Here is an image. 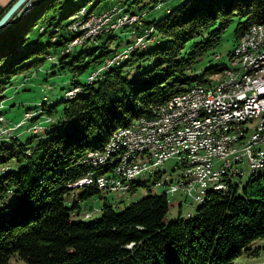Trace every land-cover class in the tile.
I'll list each match as a JSON object with an SVG mask.
<instances>
[{"label": "trees", "instance_id": "obj_1", "mask_svg": "<svg viewBox=\"0 0 264 264\" xmlns=\"http://www.w3.org/2000/svg\"><path fill=\"white\" fill-rule=\"evenodd\" d=\"M101 1L84 0L70 16ZM125 1L117 4L124 13L132 8L153 11L168 2L127 0L128 8ZM55 3L60 0H31L29 11L14 14L0 30V94L13 77L46 59L33 60L47 46L34 41L24 45L38 18H30L27 26L23 20L37 5L44 4V13ZM68 5L72 7L73 1ZM166 10L158 21L143 19L159 37L148 51H136L119 64L109 65L98 80L90 83L89 77L87 85L72 81V87L80 90L71 97L66 93L58 122L44 136L33 135L25 142L14 136L2 139L0 264H9L14 255L25 264H235L242 255H250L256 241L264 240V166L253 172L241 194L226 177V188L220 192L210 189L193 216L179 217L168 225L163 222L169 211L167 194L146 196L119 213L105 203L100 217L90 223L71 219V215H80L73 212L79 208L76 202L70 208L65 205L69 192L79 189L73 187L76 182L91 172H102L87 161L105 149L115 132L150 119L152 109L170 103L188 88L210 84L209 77L224 71L220 66L204 68L203 61L214 54L220 36L232 22L237 21L236 43L252 26L264 23V0H186ZM63 18L60 24L53 20L44 24L43 32L39 28L40 36H61L48 46L64 47L69 42L59 31ZM72 51L65 55L69 57ZM113 52L103 48L91 61ZM90 53L82 52L73 60L80 62ZM68 57L59 60L61 69L71 66L80 73L85 68L68 63ZM145 59L150 60L148 66L139 67L135 75L129 73ZM42 112L51 116L57 109L44 106ZM81 188H85L82 199L102 192L94 186ZM134 188L132 183L130 190Z\"/></svg>", "mask_w": 264, "mask_h": 264}, {"label": "rangeland", "instance_id": "obj_2", "mask_svg": "<svg viewBox=\"0 0 264 264\" xmlns=\"http://www.w3.org/2000/svg\"><path fill=\"white\" fill-rule=\"evenodd\" d=\"M71 1H73V6L69 7L68 4H70ZM71 1L60 0L59 4L55 3L54 8L48 9L44 13V4L37 5L34 12L24 18L23 24L26 26L28 25L30 18H38L37 23L29 28L30 31L28 36L30 39H28L24 45L34 41L38 42L40 46H47L44 48L46 50V54L44 53L45 55L40 54L33 58V60H37L42 56V58L44 57L46 59L41 63H37V67H34V65L26 72L13 77L10 86H7L3 93L0 94V122L6 121V123L9 124L8 128L2 129L1 131L0 143L2 142V139L12 136L17 138L19 142H25L33 135L44 136V132L58 122L61 110L63 109L62 101L65 100L66 93H70L71 91L76 92L75 90L77 89L78 91L80 90V87H72L73 80H77L79 83L87 85V80L91 74L100 73L101 78L102 74L105 73L103 71H106L109 65L114 64V61L115 64H119L134 52H144V50H147V47L154 46V43L159 41V37L157 36V33H155L153 27L145 26L147 23H145L143 19L146 17V21H158L165 15L167 7L179 5L186 0H168V2L163 3L160 7H156L153 11H134L133 8L132 11H125L130 12L131 14L124 13V9L117 5L114 6L119 3L120 0H102L96 6L92 7L86 5V8L83 7L81 8L82 10L80 9L81 11L78 13L76 12L77 14L75 13L70 16V13L77 9L84 0ZM133 1L134 0L131 2ZM125 3L128 4L126 5L128 7L129 2L126 0ZM168 10L170 9H167L166 13ZM19 14L18 11L17 15ZM82 14L85 15L81 16ZM104 15L108 16L107 19H102ZM94 16L98 17L96 19L100 20V25L105 26L101 29L102 31H100V29L97 31L99 34H96L97 36L93 35L95 28L88 31L87 27L83 28L81 27L82 25L79 24L86 20L88 21L90 17H92L93 20ZM61 17L64 18L61 20L59 31L62 33L63 38L70 40L64 47H53V40L57 38L61 39V36H56L57 33H51L50 36H52V38L47 34L40 36L39 28L42 26L40 32H43L45 31L46 24L51 20H53L54 23H59ZM77 17H80V19L76 20ZM73 18L75 20H73ZM124 23L126 24L123 25ZM236 23L237 21L232 22V24L224 30L220 36L219 45L212 51L214 54H210L204 59V68L220 66L225 69H235L232 65V54L237 46V37L235 33ZM71 29H73V32ZM74 32H78L79 34L76 35ZM72 34L74 35L73 37H71ZM78 39L81 43L78 46H74V41H78ZM49 42L52 43L51 46L47 45ZM140 45H142V47H139ZM68 47L70 49H68ZM103 48L112 52L117 50L116 52L118 54L114 56L113 54L116 52H113L102 60H98L97 62L91 61L93 57L99 56L100 51ZM70 51L72 52L69 57L65 55L69 54ZM82 52L91 53L90 55L84 54L80 58V62L74 61L73 59H76ZM63 57H68V63H73L75 67L85 66V68L80 73L74 72L71 69V66L61 69L62 64H59V60ZM110 57L112 58L110 59ZM149 64V59L141 60L133 66L132 70L130 69L128 71L130 74L135 75L138 72L139 67L144 68ZM220 76L221 74L213 75L209 77V80H216L220 78ZM0 79H2L1 75ZM53 105H55L57 113L48 116L42 112L44 106ZM257 123L258 119H255L253 125H246L250 128L247 137H250L255 133L257 130L255 125ZM3 130L6 131V133ZM114 136L110 143L114 142ZM109 144L105 147V150L109 147ZM105 150L103 149L102 151L97 152L105 153ZM183 157V155H176L159 166H151V172L141 174L132 180V183L135 185L133 190L117 192L102 191L93 194L86 199L80 197L85 192V188L71 190L65 199V205L70 208L76 202L79 208L78 210L74 209L73 212L75 213L78 211L80 214L78 217L71 215V219H80L81 221L90 223L100 217L101 208L105 203L110 204L114 211L119 213L132 203H135L146 196H161L167 192L169 211L163 221L165 225L176 221L179 217L184 219L193 216L196 208L200 205L199 201L197 199L195 200L197 194L194 195L195 197H188L181 192L174 194L172 191L168 190L169 186L171 187L175 185V179L181 177L183 173L185 174L186 172V169H184L185 167L180 166L181 158ZM151 164L152 163L150 162V165ZM222 165L224 164H220L219 161L214 160L213 166L215 169H219ZM239 168L244 176H234L235 178L231 177V179L233 185L238 187V194H241L242 188L253 174V170L247 159H244L243 162L239 164ZM158 182L159 184H163L158 185ZM197 192H199V190ZM87 212L89 215L85 216ZM252 248H254V250L248 252L250 254L249 256H247V254L242 255L236 260L235 264H263L264 240L256 241L252 245ZM256 248H259V250H256ZM9 264H25V262L20 260L18 256L14 255L11 257Z\"/></svg>", "mask_w": 264, "mask_h": 264}, {"label": "bare ground", "instance_id": "obj_3", "mask_svg": "<svg viewBox=\"0 0 264 264\" xmlns=\"http://www.w3.org/2000/svg\"><path fill=\"white\" fill-rule=\"evenodd\" d=\"M31 6L32 4L27 9H25V6L22 7L19 13L24 14L29 11ZM84 15L85 14H82L81 16ZM107 17L108 16L104 15L102 19H107ZM96 18L92 20V17H90L88 21L86 20L79 24L82 25L81 27L85 28L88 27V24L92 20V25H96L97 27H95L93 35L97 36V31H99V29L102 31L101 29L105 26L100 25V20ZM79 19L80 17H77L76 20ZM125 24L126 23L123 25ZM263 28L264 23L254 25L241 37L232 54V64H238L241 58L246 55L247 42L250 40L251 32ZM72 30L73 29H71V31ZM74 42V46H78L81 43L79 39ZM261 67H264V51L245 61L243 69L238 70V76L235 77V84H243V79L246 78V75H254L255 69ZM223 73H233V69H225ZM89 77V82L92 83L99 79L100 73L93 74ZM261 77H264V70H261ZM214 81H221V76L216 80L214 79ZM195 87L197 86L186 89L180 95L173 98L170 103L160 105L155 109L164 110L168 106L176 103L179 99H191V89ZM216 90H224V83H216ZM73 94L74 92H70L69 96ZM263 103L264 93H256L249 98H231L222 105L200 106L198 110H184L180 114H175L167 122H162V124L158 123L159 115L152 114L153 116L150 119H141L137 121L143 122L145 120V123H135L132 127L119 129L114 136V142L112 141L113 143H110L106 150L104 149L105 153L97 152L91 155L87 161L95 168H100L102 172L100 174H94L93 172L89 173L87 177L78 181V185L75 183L73 187L81 188L85 186H94L100 191L113 192V186L107 185V179L102 175L116 173V170H118L119 174H127L130 166L138 165V167H149L150 162L153 163V160H159L161 157H165V155L172 154V157L183 155L184 157L190 158L184 163V169H186L185 174L183 173L181 177H178L180 180L177 181V188H187L188 183H196L198 181V173L191 170L205 168L204 156L203 154H199V152L210 149L220 150V145L235 146L237 142H243L247 138H250L251 145H263L264 119H259L260 122L257 126V130L250 137H247L250 128L246 125L253 124V116L251 114H241L236 115L235 119H233L234 115L240 111L255 112V109ZM243 124L244 126L241 128H234L235 125ZM216 129L217 131L214 132L197 134V137L193 136L195 131H210ZM4 132L6 133V131ZM142 132L143 135H148V137H142ZM120 134H125V136ZM161 164L163 163H154L151 166L154 167L155 165L159 166ZM239 164L240 163L237 164V167L222 165L219 169H215L213 166L214 164H212V170H204V177L209 178V184H211L212 187L199 189V192L195 193L197 196L195 197V194L192 196L195 197V200L197 199L201 202L210 189H213V191L224 189L227 184L225 183L226 177L235 178L234 176H244L239 168ZM249 165L253 172L257 170L260 171L264 166V155L260 156L256 161L249 163ZM151 166L148 170L130 171L125 178L115 177V185L124 184L121 191H129L131 189L132 180L141 174L151 172ZM162 184L163 183L159 184L158 182V185ZM172 192L175 194V191Z\"/></svg>", "mask_w": 264, "mask_h": 264}, {"label": "built area", "instance_id": "obj_4", "mask_svg": "<svg viewBox=\"0 0 264 264\" xmlns=\"http://www.w3.org/2000/svg\"><path fill=\"white\" fill-rule=\"evenodd\" d=\"M31 5V0H28L24 6L27 9ZM23 6V7H24ZM96 18V17H94ZM96 25H92V20L88 24L87 30L90 31L95 28ZM69 49V47H68ZM264 51V28L253 30L250 34V40L247 42L246 55L243 56L238 64H232L235 69L233 73H219L221 74V81L211 80L210 84H198L197 87L191 89V99H179L176 103L168 106L164 110L152 109L151 114L159 115V124L162 122H167L175 114H180L184 110H198L200 106H217L222 105L224 102L230 100L231 98L237 97H250L256 93H264V77H261V70H264V67L255 69L254 75H246V78L243 79V84H235V77L238 76V70L243 69L245 61L252 56L260 54ZM216 83H224V90H216ZM241 114H251L253 116V122L255 119H258L256 127L259 125V119H264V103L255 109V112H245L240 111L234 115ZM136 123H145L136 122ZM132 125H135L133 123ZM253 125V124H252ZM9 126L6 121L0 122V134L1 129H5ZM243 125H235L234 128H241ZM216 130L210 131H195L193 136L197 137V134H205L207 132H214ZM124 135L125 134H120ZM142 137H148V135H143ZM126 138V137H125ZM203 154L205 160V168L203 169H194L193 172L198 173V181L196 183H188L187 188H177V181L180 178L175 179V185L169 187L168 190L175 191V194L181 192L185 196H192L197 192V190L204 187H212L209 184V178L204 177V170H212V164L214 160L220 162V164L230 165L231 167H237L238 163H242L244 159H247L248 163L256 161L260 156L264 155V142L263 145H251L250 138L245 139L243 142H237L235 146H223L220 145V150H206L204 152H199ZM101 155V154H100ZM172 158V154L165 155L159 160H153V163H164L168 159ZM190 158L184 157L181 158V165L184 167L186 160ZM151 164V165H152ZM150 165V166H151ZM149 166V167H150ZM149 167H138V165L130 166L127 174L130 171H142L148 170ZM127 174H119L118 170L116 173H110L102 175L107 179V185L113 186V192L121 191L123 185H115V177H126ZM78 185V182H76ZM96 190V187H94ZM89 215L87 212L85 216Z\"/></svg>", "mask_w": 264, "mask_h": 264}, {"label": "water", "instance_id": "obj_5", "mask_svg": "<svg viewBox=\"0 0 264 264\" xmlns=\"http://www.w3.org/2000/svg\"><path fill=\"white\" fill-rule=\"evenodd\" d=\"M28 0H17L7 10V12L0 18V30L4 28L10 19L16 14Z\"/></svg>", "mask_w": 264, "mask_h": 264}, {"label": "crops", "instance_id": "obj_6", "mask_svg": "<svg viewBox=\"0 0 264 264\" xmlns=\"http://www.w3.org/2000/svg\"><path fill=\"white\" fill-rule=\"evenodd\" d=\"M17 0H0V14L2 11H4L10 4H13L14 2H16ZM118 4V3H117ZM117 4H115L114 6H116ZM112 6V7H114ZM111 7V8H112ZM109 10V9H107Z\"/></svg>", "mask_w": 264, "mask_h": 264}]
</instances>
